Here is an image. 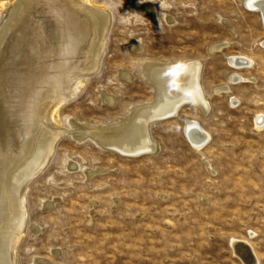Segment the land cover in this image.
Here are the masks:
<instances>
[{
  "label": "rangeland",
  "instance_id": "rangeland-1",
  "mask_svg": "<svg viewBox=\"0 0 264 264\" xmlns=\"http://www.w3.org/2000/svg\"><path fill=\"white\" fill-rule=\"evenodd\" d=\"M93 1L111 17L106 48L97 71L59 110V128L66 132L48 167L29 185L16 264H242L233 241L247 242L264 264L260 13L242 0ZM13 2L0 0V25ZM147 3L154 19L138 8ZM26 21L32 24V14ZM218 41L230 44L210 53ZM226 56H244L253 64L236 69ZM192 60L204 63L201 84L212 111L203 116L188 105L180 118L199 121L211 135L200 150L180 118L152 124L157 152L136 158L70 134L73 121L122 125L136 106L154 103L156 88L148 75L153 65ZM230 72L252 79L231 84L232 103L213 92ZM106 96L114 99L112 106ZM47 112L44 121L51 125L52 107ZM98 170L91 178L86 174Z\"/></svg>",
  "mask_w": 264,
  "mask_h": 264
},
{
  "label": "bare ground",
  "instance_id": "bare-ground-1",
  "mask_svg": "<svg viewBox=\"0 0 264 264\" xmlns=\"http://www.w3.org/2000/svg\"><path fill=\"white\" fill-rule=\"evenodd\" d=\"M241 3L259 12L264 24V0ZM138 8L154 19L151 4ZM29 14L33 22L27 25ZM6 18L0 25V264H16V248L28 221L29 185L48 167L57 142L66 132L59 128L60 108L99 68L111 17L93 0H14ZM29 34H34L31 39ZM228 44L218 41L210 53L221 52ZM226 58L236 69L253 64L244 56ZM203 67L200 60L153 65L148 70L156 88L153 104L136 106L120 126H84L73 121L69 132L76 139L90 138L101 148L130 158L154 154L158 144L150 133L152 124L180 118L188 105L197 107L203 116L212 111L201 84ZM123 77L131 78L128 74ZM250 80L230 72L227 81L213 92L228 95L232 103L231 84ZM105 100L110 106L114 104L109 96ZM51 107L54 114L49 125L44 116ZM180 121L193 147L200 150L209 142L211 135L199 121L185 115ZM257 121H262L261 116ZM101 172L86 174L91 178ZM232 245L242 264H258L247 242L233 241Z\"/></svg>",
  "mask_w": 264,
  "mask_h": 264
},
{
  "label": "water",
  "instance_id": "water-1",
  "mask_svg": "<svg viewBox=\"0 0 264 264\" xmlns=\"http://www.w3.org/2000/svg\"><path fill=\"white\" fill-rule=\"evenodd\" d=\"M169 117H171V116H169ZM166 118V117H165ZM246 246H248V245H246Z\"/></svg>",
  "mask_w": 264,
  "mask_h": 264
}]
</instances>
